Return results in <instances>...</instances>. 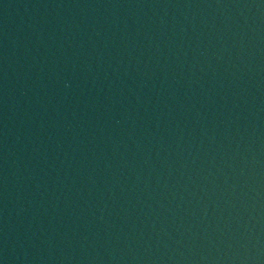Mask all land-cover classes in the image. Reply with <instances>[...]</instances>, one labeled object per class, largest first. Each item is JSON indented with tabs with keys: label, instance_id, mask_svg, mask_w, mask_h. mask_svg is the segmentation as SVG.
I'll return each instance as SVG.
<instances>
[{
	"label": "water",
	"instance_id": "obj_1",
	"mask_svg": "<svg viewBox=\"0 0 264 264\" xmlns=\"http://www.w3.org/2000/svg\"><path fill=\"white\" fill-rule=\"evenodd\" d=\"M0 264H264V0H0Z\"/></svg>",
	"mask_w": 264,
	"mask_h": 264
}]
</instances>
